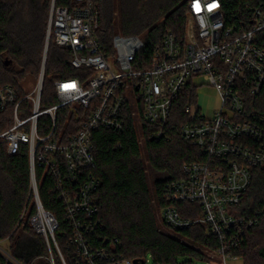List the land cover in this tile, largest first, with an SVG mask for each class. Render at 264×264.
<instances>
[{"label": "built area", "instance_id": "obj_1", "mask_svg": "<svg viewBox=\"0 0 264 264\" xmlns=\"http://www.w3.org/2000/svg\"><path fill=\"white\" fill-rule=\"evenodd\" d=\"M74 1L77 6L71 10L52 1L43 65L31 95L20 97L12 86L1 84L0 69V118L12 113V125L0 126V143L11 156L28 147L37 206L32 219L35 231L57 247L58 223L39 198L36 170L41 169L52 176L54 193L72 231L71 256L77 264H146L118 254L117 240L94 244L92 236L104 230V224L97 196L100 181L92 173L96 168L93 134L122 130L125 111L134 106L132 116L137 119L141 144L145 137L140 119L150 126L151 140L169 139L174 102L186 96L185 122L175 128L201 151L202 158L185 164L183 178L167 184L161 221L171 232L204 226L207 235L218 241L215 248L202 250L207 264L241 263L243 259L234 252L258 221L240 215L238 208L251 186L254 169L264 166V111L259 108L264 93V49L258 45L264 11L256 9L248 20L230 21L221 0H189L184 36L167 33L145 68L141 38L116 34L105 51L96 36L100 11L95 0ZM52 38L70 51L72 68L85 72L56 80L57 104L43 109ZM200 80L219 94L221 105L211 117L199 106ZM68 106L79 122L78 129L57 133V111ZM44 117L50 118L52 127L43 135L39 128Z\"/></svg>", "mask_w": 264, "mask_h": 264}, {"label": "trees", "instance_id": "obj_2", "mask_svg": "<svg viewBox=\"0 0 264 264\" xmlns=\"http://www.w3.org/2000/svg\"><path fill=\"white\" fill-rule=\"evenodd\" d=\"M52 1L0 0L1 84L12 86L20 97L26 94L21 84L26 79L40 77ZM221 1L230 21L248 20L256 9L264 11V0ZM95 3L100 11L96 36L104 50H110L116 34L138 36L144 42L140 57L146 63L145 68L150 66L152 53L167 33L184 36L189 0H95ZM56 6L71 10L77 3L56 0ZM258 45L264 49V32L258 34ZM70 59V51L59 47L52 38L42 88L43 109L57 104L56 80L77 78L85 72L72 68ZM188 102L186 96L176 105L174 102L169 139L151 140L150 126L140 119L144 149L137 119L132 116L134 106L125 111L122 130L94 132L96 168L92 173L100 181L97 196L104 224V230L92 236L96 246H102L106 239L117 240L116 252L126 259L144 262L150 254L155 264H177L178 257L206 261L202 249L218 245L202 225L171 232L159 224L157 212L166 205L167 184L183 178L185 164L202 158L201 151L184 140L175 128L185 122L183 108ZM26 107L28 102L24 103ZM259 108L264 111V93ZM11 116L9 111L0 118L2 129L12 125ZM78 124L70 106L57 111V133L63 130L74 133ZM51 127L49 117L40 120L41 134L50 132ZM36 179L42 206L58 223L57 247L54 241L48 242L37 233L32 224L37 206L31 190L28 147L24 145L17 155L11 156L6 145L0 143V242H8L9 254L15 262L0 254V264H77L71 256L72 231L62 203L54 193L52 176L37 169ZM238 213L257 219L258 225L247 231L243 245L234 255L241 257L243 264H264V166L254 169L251 186Z\"/></svg>", "mask_w": 264, "mask_h": 264}, {"label": "rangeland", "instance_id": "obj_3", "mask_svg": "<svg viewBox=\"0 0 264 264\" xmlns=\"http://www.w3.org/2000/svg\"><path fill=\"white\" fill-rule=\"evenodd\" d=\"M48 54V53H47ZM41 73V72H40ZM40 78V77H39ZM39 79H26L22 84V91L26 93L25 95H31L38 83ZM201 84L200 88L198 89V97H199V106L203 108L207 117H211L214 114V111L218 109L221 105V101L219 98V94L215 88L204 83L202 80L199 81ZM144 149V144H142ZM159 216V224L162 226L161 221V211L158 210ZM163 230H166L165 227L162 226ZM204 250V249H202ZM0 254L4 256L8 261L14 262L11 258L9 251H8V242H0ZM146 264H155L152 256L150 254L146 257ZM15 263V262H14ZM243 261L237 264H242ZM177 264H207L205 260H200L198 258H190V257H178Z\"/></svg>", "mask_w": 264, "mask_h": 264}, {"label": "water", "instance_id": "obj_4", "mask_svg": "<svg viewBox=\"0 0 264 264\" xmlns=\"http://www.w3.org/2000/svg\"><path fill=\"white\" fill-rule=\"evenodd\" d=\"M135 263H137V261L135 260Z\"/></svg>", "mask_w": 264, "mask_h": 264}]
</instances>
